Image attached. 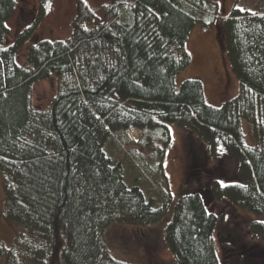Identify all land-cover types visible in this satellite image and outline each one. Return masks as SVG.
<instances>
[{
  "label": "trees",
  "instance_id": "trees-1",
  "mask_svg": "<svg viewBox=\"0 0 264 264\" xmlns=\"http://www.w3.org/2000/svg\"><path fill=\"white\" fill-rule=\"evenodd\" d=\"M50 1L40 0V13ZM99 11L79 0L70 37L49 41L36 37L38 19L27 20L16 0H0V177L4 219L19 229L12 248L0 243V259L125 264L110 253L109 228L155 225L173 206L164 240L177 264H264V16L234 9L221 22L240 92L214 108L200 79L176 81L192 64L193 30L219 22L217 1L114 0ZM51 79L56 93L38 110L34 87ZM170 126L188 133L197 190L176 203L167 190L159 203L126 183L122 162L106 147L130 145L129 132L140 131L138 145L162 169ZM204 153L237 162L233 182L221 186L219 167L207 176ZM219 204L228 208L222 217ZM228 216L233 224H225Z\"/></svg>",
  "mask_w": 264,
  "mask_h": 264
},
{
  "label": "rangeland",
  "instance_id": "rangeland-1",
  "mask_svg": "<svg viewBox=\"0 0 264 264\" xmlns=\"http://www.w3.org/2000/svg\"><path fill=\"white\" fill-rule=\"evenodd\" d=\"M18 7L23 9L27 20L33 22L38 19L35 35L38 39L49 41L67 40L72 33V22L76 16V5L79 0H51L44 13H40V0H16ZM97 13L103 4H110L114 0H83ZM219 4V22L209 28L196 27L191 33L188 43V52L192 57L191 66L181 74L177 81L180 87L185 81L200 79L204 84L207 104L214 108H220L228 101L236 98L240 92L239 81L232 72L231 65L224 51V39L221 32V22L236 9L252 16H264V0H214ZM244 9V10H241ZM12 34L19 30V17L15 16L9 22ZM31 43L19 52V63H23L27 48ZM56 93V81L40 82L33 90V104L38 110H46ZM171 145L166 151L162 169L158 167L160 159L150 150L139 146L141 140L140 131L129 132L130 145L123 147L107 146L106 152L111 157L118 158L122 162L125 171V181L129 186L139 185L148 198L162 201V196L167 190L173 196V202L197 190L198 177L194 176L197 169L191 167L195 163V155L192 151L188 133L177 126H170ZM246 143L253 147L255 141L250 133V125L243 124ZM156 149H163V145L156 144ZM205 154V153H204ZM112 158V157H111ZM206 160L205 168L207 176L211 170L219 167L222 181L233 182L234 171L238 164L233 160L223 157L221 162L203 155ZM225 162V163H224ZM218 163H221L218 164ZM198 168V165H197ZM235 169V170H234ZM5 196L3 180L0 177V243L7 249L13 247L15 237L19 229L4 219ZM215 211L219 217L227 214L228 208L224 204L215 205ZM173 216V206L167 216L159 223L139 228L123 225H113L109 228L106 243L113 259L125 264H177L174 256L165 243V230ZM249 218H253L249 216ZM228 220V221H227ZM235 217L225 219V224H233ZM237 238L239 232L236 234ZM216 250L222 257L218 236H216ZM4 264V259H0Z\"/></svg>",
  "mask_w": 264,
  "mask_h": 264
},
{
  "label": "snow or ice",
  "instance_id": "snow-or-ice-1",
  "mask_svg": "<svg viewBox=\"0 0 264 264\" xmlns=\"http://www.w3.org/2000/svg\"><path fill=\"white\" fill-rule=\"evenodd\" d=\"M241 10H244V9H241ZM220 184H221V186H224V182L223 181H220Z\"/></svg>",
  "mask_w": 264,
  "mask_h": 264
}]
</instances>
